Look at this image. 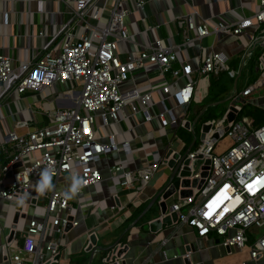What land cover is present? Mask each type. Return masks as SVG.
Instances as JSON below:
<instances>
[{
    "label": "built area",
    "instance_id": "obj_1",
    "mask_svg": "<svg viewBox=\"0 0 264 264\" xmlns=\"http://www.w3.org/2000/svg\"><path fill=\"white\" fill-rule=\"evenodd\" d=\"M151 1L154 0H77L72 10L73 22L64 27L58 44L33 61L23 62L18 74L12 59L0 53V87L5 86V91L14 75L17 76L15 88L20 94L42 91L56 83L75 82L80 88L75 106L45 111V125L37 126L36 119H26L15 121V126L10 129H3L0 137V198L13 205L15 212L25 214L27 205L36 206L44 196V207L53 225L51 229L54 227L55 232L64 234L69 224L77 226L79 222L69 212L71 192L54 189L43 193L41 186L47 176L70 177L75 183V193H81L102 181L97 163L121 149L131 152L130 141L118 143L114 132L108 130L105 134L103 131V128L118 123L121 112L127 107L131 115L142 114L146 121L155 119L161 128L173 130L164 134L169 146L160 159L134 169L126 168L121 161L109 167L113 177H120L116 193L131 189L139 195L161 166H168L173 175L175 168L169 162L174 159L178 164L185 153L172 147L175 140L179 141L177 129L196 132L188 118L190 112L186 109L178 117L174 109L189 107L202 89L204 79L229 69L230 58L222 51L201 44V51L195 58L179 60L176 48L180 46L166 43L160 37L140 45L137 51H122V44L136 42V34L130 31L128 24V17L133 12L141 15L144 31L158 28L146 22L144 12ZM185 1L190 3L191 0ZM258 2L257 11L234 22L198 23L188 14L177 19V26L183 29L185 36L182 45L193 40L201 42L220 33L248 35L254 50L244 57L245 63L247 58L251 61L245 67L253 66L255 72L260 70V77L254 84L233 91L221 118L203 123L210 125L209 130L202 128L203 139L187 153L185 160L189 162L183 161L176 173L175 179L180 182L189 179L190 185L179 186L166 213L176 214L175 222L187 224L199 237L214 234L227 248L249 245L253 260L264 258V123L257 125L252 117H242L241 112L246 102L255 100L252 94L264 86V0ZM9 19L10 14L5 12V23H9ZM77 27L82 29L79 35L75 32ZM252 29L254 32L250 33ZM189 31L195 32L194 38L188 36ZM258 47L262 50L257 56ZM175 62L179 65L174 66ZM149 64L157 68L163 93L160 103L164 109L157 113L152 112L157 84L149 82L150 88L142 91L134 83L133 74L146 70ZM167 74L172 75L171 81L167 80ZM68 94L70 99L74 98L72 91ZM64 96V93L58 95L61 99ZM232 107L237 111L235 120L228 118ZM225 136L231 138L232 144L216 153L219 141ZM177 154L180 155L178 158L175 157ZM199 160L202 163L197 169ZM207 160L210 163L204 184L193 186L195 179L202 178ZM185 171L189 174H184ZM183 189H190L192 195L182 198L180 191ZM47 228L45 222L31 219L23 234V244L13 254L11 263L57 262L61 253L60 241L52 239L48 242L47 257L38 248L37 236ZM258 230L263 232L258 234ZM189 255L188 252L185 256ZM118 257L117 250L113 251L105 262Z\"/></svg>",
    "mask_w": 264,
    "mask_h": 264
},
{
    "label": "crops",
    "instance_id": "obj_2",
    "mask_svg": "<svg viewBox=\"0 0 264 264\" xmlns=\"http://www.w3.org/2000/svg\"><path fill=\"white\" fill-rule=\"evenodd\" d=\"M76 1L0 0V53L12 59L17 74L23 62L33 61L49 47L58 44L64 27L73 22L72 10ZM130 2L129 5L133 8V3ZM108 3L111 4V1ZM258 9V0H191L190 3L185 0H154L148 3L144 13L146 22L158 28L144 31L141 15L133 12L128 17V24L130 31L136 34V42L122 44L121 50L137 51L140 45L160 37L166 43L180 46L176 48L179 60L195 58L203 44L210 49L224 52L230 60L239 58L240 69H243L251 64L248 58L245 63L244 57L254 50V43L250 42L248 35L229 36L220 33L206 37L201 42L193 40L182 45L185 41L184 32L176 22L180 16L188 14L193 15L198 23L207 21L216 25L219 22H234ZM5 12L10 14L9 23L4 21ZM81 31V27L75 29L77 35ZM253 32L254 29L250 31ZM188 36L194 38L195 32L189 31ZM255 55H258L256 51ZM173 65L177 66L179 63L175 62ZM133 75L134 83L142 91L150 88L149 82L154 81L157 84L153 92V101L156 104L152 112L162 111L164 106L160 99L163 93L160 90L156 66L149 64L146 70H138ZM166 78L171 81L172 75L167 74ZM16 81L17 76L14 75L12 81L6 85L7 91L4 90L5 86L0 87V137L3 129L15 126V121L36 119L37 126L45 125V111L73 107L80 96V88L75 82L56 83L42 91L20 94L15 88ZM70 91L73 99L68 97ZM59 93H64L65 96L61 99L58 97ZM232 94L233 92L231 96ZM203 98L202 86L192 104L187 108L176 107L175 114L180 117L187 109L190 112L188 118L195 125L196 119L201 118L209 107L204 104ZM262 99L252 101L264 108ZM181 129L183 128L177 129V135ZM108 130L116 134L118 143L130 141L131 152L121 149L104 156L97 163L102 172V181L85 188L81 193H75V183L70 177L56 179L47 176L41 186L43 193L54 189L71 192L69 212L79 223L66 233L55 232L54 227L51 229L53 225L44 207V196L36 206L27 205L25 214L15 212L13 205L0 198V264H12L11 258L22 246L23 234L31 219L45 222L48 226L44 233L37 236L38 248L45 257L48 255V242L52 239L60 241L61 253L58 261L48 264H264V258H251L249 245L227 248L214 234L199 237L187 224L172 221V224H165L162 229L152 232L148 223L161 215L159 202L163 198L160 197L153 205L152 203L169 183L172 176L169 167L161 166L139 195H135L131 189L116 193L120 177H113L109 167L121 161L126 168L134 169L160 159L169 146L164 134L166 131L171 133L173 129L161 128L155 119L146 121L142 114L131 115L127 107L121 112L118 123L103 128L105 134ZM183 130L186 134L189 133L186 129ZM178 139L179 141L172 143V147L181 152H186L197 143L195 138L193 141H185L181 137ZM174 198L175 195L170 197L168 203ZM262 232L258 230V234ZM94 234L98 238L97 245L90 241V236ZM122 236L123 239L118 243ZM116 250L121 251V256L105 262V258ZM188 252L190 255L186 257Z\"/></svg>",
    "mask_w": 264,
    "mask_h": 264
},
{
    "label": "water",
    "instance_id": "obj_3",
    "mask_svg": "<svg viewBox=\"0 0 264 264\" xmlns=\"http://www.w3.org/2000/svg\"><path fill=\"white\" fill-rule=\"evenodd\" d=\"M241 75H242V69H240V71H239V73H238V75H237V77L235 79L234 86H233V90L234 91H238V80H239V77ZM231 98H232V96H230L229 98L224 99L222 101H218V102L214 103V105L223 104V103H225L227 101H230ZM228 118H229V120H235L237 118V111L234 109V107H232V111H230V113L228 114ZM199 120H200V117H198L196 119V121L194 122V124L198 123ZM187 126H189V125H187ZM202 128H203L204 131H208L209 128H210V125L203 124ZM203 137H204V132L201 133V138L203 139ZM195 142H196V138H195ZM191 149H192V147H190L185 153H183V155L180 158V162L178 164L175 163V160L174 159H172L169 162V165L171 167H174L175 169H174L173 175L171 176V178L169 180L168 185L165 186V187H163V189L159 192V194L154 199V202L152 203V205H153L160 197L163 198V200L159 202L160 214L161 215L159 217L153 219L152 221H150L148 223V226H149V228H150V230L152 232H157L158 230L162 229L165 224L170 225V224H172V221H175L177 219L176 214L166 215L167 208H168V205H169L168 199L174 193H176V191L178 190V188H179L180 185H182V186H189L190 185L189 179H184L182 182H180L178 179H175V178H176V173H177V171H178L181 163L183 161L185 163H188L189 162L188 160H185V158H186L187 153ZM179 156H180L179 154L175 155L176 158H178ZM200 158H202V157H200ZM209 163H210V161L207 160L206 161V164L207 165H205L203 167L204 168V171L202 172V175H201L202 178L201 179H195V181L193 182V186H195V185L198 184V186L201 187L204 184L205 177L208 175V168H209V165L208 164ZM184 174L188 175L189 172L188 171H185ZM190 195H192V191L190 189H183V190L180 191V196L182 198L187 197V196H190ZM16 217H18V216H16ZM69 229H71V224L68 225L67 231ZM12 234H14V232ZM122 239H123V236L118 239V243H120ZM90 241L92 242V244H95V245L98 244V238H97L96 234L90 236ZM122 242H124V241H122ZM123 246H124V243H123ZM118 256H121V251L120 252L118 251Z\"/></svg>",
    "mask_w": 264,
    "mask_h": 264
},
{
    "label": "rangeland",
    "instance_id": "obj_4",
    "mask_svg": "<svg viewBox=\"0 0 264 264\" xmlns=\"http://www.w3.org/2000/svg\"><path fill=\"white\" fill-rule=\"evenodd\" d=\"M261 50H262V47H258L256 49V54L259 55L260 52H261ZM228 65H229V69H235V71H236V77H237V75H238V73L240 71V59L239 58L231 59V60H229ZM255 68H256V66H255ZM229 69H227L225 71H222L220 73L221 75H220V79H219V83H218V84H220V86H222V85H229V86H231V80L229 79V74H228ZM251 70H253V66L252 67L251 66H247V67H245V69H243V75H241L239 77V80H238V89L239 90H241L246 85H250V84L252 85V84H254L258 80V78L260 77V74H259L260 73V70H257V69H256V72H255V70H253V72L251 73L250 77H247V73L249 71H251ZM211 77H212V79H217V78H215L217 76L214 75V74H212ZM234 82H235V80H234ZM252 97L255 98L256 100L261 99V98H263L262 100H264V86L261 87V88H259V89H257L252 94ZM251 102L253 103V101H251ZM228 105H229V101H227V102H225L223 104L217 105L218 107L215 109L214 116L211 119L214 120V119L221 118L224 115V113H225ZM253 106H256L257 107L258 105L256 103H253ZM259 108L264 109L262 107H259ZM204 122L205 121H203L202 119H200L198 121V123L195 124V131H196L195 133L189 132V133L186 134V132L183 129H181L182 131L181 132L180 131L178 132L179 137L184 138L185 141H188L190 139H191V141H193L194 138H196L197 139V143H195V147H196L201 142V132H202V126H203L202 124ZM231 144H232L231 138H229L228 136H225L223 139H221L219 141V143L217 145V152L216 153H218V151H221V150L225 149L227 146H229ZM201 163H202L201 160H199V161L196 162L197 169L200 168Z\"/></svg>",
    "mask_w": 264,
    "mask_h": 264
},
{
    "label": "trees",
    "instance_id": "obj_5",
    "mask_svg": "<svg viewBox=\"0 0 264 264\" xmlns=\"http://www.w3.org/2000/svg\"><path fill=\"white\" fill-rule=\"evenodd\" d=\"M228 74H229V79L231 80V86H229V85L220 86V84H218L221 74L216 75L217 77H215V78H217V79H212L211 76L204 79V82H203V95H204L203 102L205 105H207L209 107H208L206 113L204 115H202V117L200 118L203 121L210 120L214 116V111L218 107L217 105H214V103H216L218 101H222L231 95V93L233 91L234 80L236 78L235 69H229ZM241 115H242V117L243 116L252 117L255 120L256 124H263L264 123V109H261L258 106L257 107L253 106V103L251 101L246 102L244 104Z\"/></svg>",
    "mask_w": 264,
    "mask_h": 264
}]
</instances>
